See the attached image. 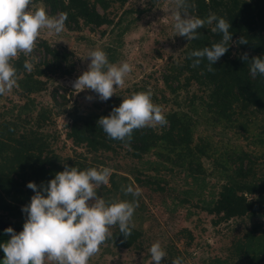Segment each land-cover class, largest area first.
Instances as JSON below:
<instances>
[{
	"label": "rangeland",
	"instance_id": "1",
	"mask_svg": "<svg viewBox=\"0 0 264 264\" xmlns=\"http://www.w3.org/2000/svg\"><path fill=\"white\" fill-rule=\"evenodd\" d=\"M31 7L59 14L39 0H32ZM99 10L107 15L108 23L75 26L65 22L59 34L41 30L32 53L20 52L12 60L24 56L34 69L17 70V86L0 95V122L15 121L18 132L26 136L36 132L45 143L43 156L50 157L58 171L65 166L110 167L109 182L97 189L106 201L132 200L124 188H140L132 224L141 237L129 247L104 241L88 264H150L148 250L156 241L166 250L164 264L177 258L182 264H264V218L227 219L211 211L223 184L242 161L254 162L258 178L264 173V115L250 106L225 120L213 109L209 91L186 79L179 67L188 39L175 34L174 0L111 1L107 8L99 5ZM46 44L68 54L63 66L74 64L72 74L51 69L42 75L36 72L37 65L46 68L44 62L53 58ZM230 46L233 58L245 53L235 38ZM95 48L103 49L110 62L127 61L133 66L111 97L151 90L153 102L166 116L177 112L185 118L194 154L160 142L139 158L126 145L115 151L93 150L68 137L72 112L110 107L90 89H73V82L88 67L89 59L82 57ZM164 75H169V81ZM89 95L93 98L87 99ZM165 126L169 123L153 128L161 132ZM0 219L23 226L26 216L16 217L0 208ZM117 227L111 226V233ZM239 242H245L243 250L238 249Z\"/></svg>",
	"mask_w": 264,
	"mask_h": 264
},
{
	"label": "clouds",
	"instance_id": "2",
	"mask_svg": "<svg viewBox=\"0 0 264 264\" xmlns=\"http://www.w3.org/2000/svg\"><path fill=\"white\" fill-rule=\"evenodd\" d=\"M31 5L32 0H0V95L17 86L13 58L20 52L26 56L31 54L41 30L59 34L65 29L67 12L53 16L45 7L33 9ZM187 5L188 0H174L175 34L188 40L196 39L200 34L198 30L206 25L212 26V32L221 34L220 40L211 46L187 53L193 67L206 58L208 70L212 71V65L228 50L232 41L230 21L214 12L203 18L192 16ZM239 42L246 43L247 40L241 37ZM82 58L89 59L88 67L73 82V89L77 92L90 89L100 100H107L116 93V88L125 83L133 67L127 61L110 62L101 48L90 50ZM242 59L251 61L249 70L253 75L264 76V55L249 59L245 53ZM24 67L31 72L34 63L26 59ZM152 96V91L146 90L123 97L108 115L98 119L99 125L110 138L122 141H130L135 129L166 125L167 117L153 102ZM111 173L107 166L87 169L65 166L46 185L38 186L36 182L28 181L27 187L33 189L34 194L29 203L22 206L26 220L19 232L12 226L4 229L11 236L7 242H0L5 253L0 264H46L47 260L55 264H88L89 258L112 235L111 226L118 225L119 231L125 237L129 236L141 190L128 185L124 192L131 194L132 200L106 201L97 194V189L109 182ZM148 251L150 264H164L162 257H167V253L159 241L153 242ZM172 264L182 262L177 258Z\"/></svg>",
	"mask_w": 264,
	"mask_h": 264
},
{
	"label": "trees",
	"instance_id": "3",
	"mask_svg": "<svg viewBox=\"0 0 264 264\" xmlns=\"http://www.w3.org/2000/svg\"><path fill=\"white\" fill-rule=\"evenodd\" d=\"M39 1H42L54 14L67 12L66 23L78 26L83 22L86 25L101 26L108 23L109 18L99 10V5L107 8L111 1L126 0ZM187 10L190 15L202 18L211 12L223 16L230 21L232 39L235 38L238 46L245 53L248 52L249 59L264 55V0H188ZM211 27V25L201 26L198 30L200 33L198 38L188 40L179 70L185 72L186 79L197 82L209 91L211 105L219 117L231 120L234 114L250 106H254L256 112L264 115V76L253 75L250 72L251 61L242 59L245 53L231 57V42L228 50L212 65V71L208 70L206 58H202L199 65L192 66V59L187 56L190 50L211 46L212 43L220 40L221 34L212 32ZM241 37L247 42L240 43ZM45 47L53 58L44 62L46 68H40V64L36 66L38 74L46 73V69L64 70L65 74H72L75 71L74 64L63 66V62L69 58L66 52L53 49L47 44ZM25 60L22 56L13 62L17 70L26 71ZM164 78L166 82L169 81V75H164ZM37 83L44 84L41 81ZM122 99L123 97L118 95L110 97L107 99L110 107L103 111L72 112L68 137L74 143L86 144L93 150L115 151L118 146L126 145L132 150V154L139 158L160 142H165L181 151H189L191 155L194 154L195 148L191 147L189 134L190 126L177 112L167 114L169 126H165L161 132L153 127H144L135 129L130 141L110 138L99 125L98 119L108 115ZM44 152L45 143L36 132L35 135L26 136L18 132L15 121L0 122V208L10 210L16 217L26 216V213L22 212V206L28 204L34 194V190L27 187V182L34 181L38 186L41 183L46 185L58 171L51 158L47 155L43 156ZM253 163L245 164L242 161L234 168L233 174H230L227 182L223 184L219 197L211 208L212 212L221 214L227 219L242 215L264 218V173L258 178V171ZM6 196H9L10 200L6 199ZM255 228L257 229V225ZM141 234L140 230L132 227L131 234L125 237L117 227L105 242L129 247L136 243ZM249 234L250 232L246 237ZM244 243L239 242V250H243ZM244 254L249 255L247 252Z\"/></svg>",
	"mask_w": 264,
	"mask_h": 264
},
{
	"label": "flooded vegetation",
	"instance_id": "4",
	"mask_svg": "<svg viewBox=\"0 0 264 264\" xmlns=\"http://www.w3.org/2000/svg\"><path fill=\"white\" fill-rule=\"evenodd\" d=\"M8 226H12L16 232H19L23 228V226H21V225L13 224V223H10L8 221L0 219V242H7V240L10 238L11 234L6 233L4 231V229ZM4 256H5V253H4L3 249L0 248V259H3Z\"/></svg>",
	"mask_w": 264,
	"mask_h": 264
},
{
	"label": "crops",
	"instance_id": "5",
	"mask_svg": "<svg viewBox=\"0 0 264 264\" xmlns=\"http://www.w3.org/2000/svg\"><path fill=\"white\" fill-rule=\"evenodd\" d=\"M46 264H55V262L54 261H51V260H47L46 261Z\"/></svg>",
	"mask_w": 264,
	"mask_h": 264
}]
</instances>
